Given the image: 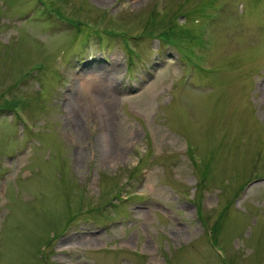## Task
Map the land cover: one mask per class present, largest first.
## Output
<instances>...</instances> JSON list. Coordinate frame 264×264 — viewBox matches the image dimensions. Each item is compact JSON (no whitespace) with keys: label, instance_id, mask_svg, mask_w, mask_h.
Instances as JSON below:
<instances>
[{"label":"rangeland","instance_id":"obj_1","mask_svg":"<svg viewBox=\"0 0 264 264\" xmlns=\"http://www.w3.org/2000/svg\"><path fill=\"white\" fill-rule=\"evenodd\" d=\"M0 264H264V0H0Z\"/></svg>","mask_w":264,"mask_h":264},{"label":"trees","instance_id":"obj_2","mask_svg":"<svg viewBox=\"0 0 264 264\" xmlns=\"http://www.w3.org/2000/svg\"><path fill=\"white\" fill-rule=\"evenodd\" d=\"M168 35H169L168 32H161V33L159 34V36H161V37H163V38H168ZM3 107H4V108L12 109L13 105H12V104H8L7 102H5V103L3 104Z\"/></svg>","mask_w":264,"mask_h":264},{"label":"bare ground","instance_id":"obj_3","mask_svg":"<svg viewBox=\"0 0 264 264\" xmlns=\"http://www.w3.org/2000/svg\"><path fill=\"white\" fill-rule=\"evenodd\" d=\"M111 80H113V79H110V78H105V77H104V81H103V84H104V86H105V85H107V84H110V83H112V82H109V81H111ZM109 86H111V85H109ZM109 86H108V87H109ZM105 92H108V91H105ZM108 97H109V98H111V101H112V99H113V96H112V95H110V94L108 93Z\"/></svg>","mask_w":264,"mask_h":264}]
</instances>
